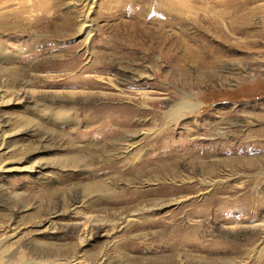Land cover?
<instances>
[{
    "label": "rangeland",
    "instance_id": "374dc122",
    "mask_svg": "<svg viewBox=\"0 0 264 264\" xmlns=\"http://www.w3.org/2000/svg\"><path fill=\"white\" fill-rule=\"evenodd\" d=\"M0 264H264V0H0Z\"/></svg>",
    "mask_w": 264,
    "mask_h": 264
},
{
    "label": "bare ground",
    "instance_id": "6f19581e",
    "mask_svg": "<svg viewBox=\"0 0 264 264\" xmlns=\"http://www.w3.org/2000/svg\"><path fill=\"white\" fill-rule=\"evenodd\" d=\"M17 23V26L21 27L22 26V23L20 21H16ZM20 22V23H19ZM6 26V25H5ZM206 65V64H205Z\"/></svg>",
    "mask_w": 264,
    "mask_h": 264
}]
</instances>
